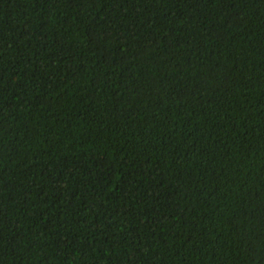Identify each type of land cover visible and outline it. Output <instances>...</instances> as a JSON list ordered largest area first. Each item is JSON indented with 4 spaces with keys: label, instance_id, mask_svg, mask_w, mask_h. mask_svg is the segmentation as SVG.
I'll use <instances>...</instances> for the list:
<instances>
[{
    "label": "trees",
    "instance_id": "obj_1",
    "mask_svg": "<svg viewBox=\"0 0 264 264\" xmlns=\"http://www.w3.org/2000/svg\"><path fill=\"white\" fill-rule=\"evenodd\" d=\"M0 264H264V0H0Z\"/></svg>",
    "mask_w": 264,
    "mask_h": 264
}]
</instances>
